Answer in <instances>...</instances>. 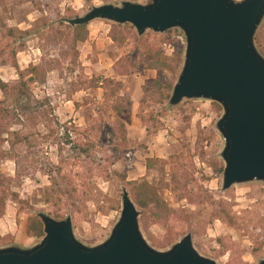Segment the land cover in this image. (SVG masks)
Segmentation results:
<instances>
[{"label": "rangeland", "instance_id": "374dc122", "mask_svg": "<svg viewBox=\"0 0 264 264\" xmlns=\"http://www.w3.org/2000/svg\"><path fill=\"white\" fill-rule=\"evenodd\" d=\"M123 2L147 4L149 0H0V81L19 86L21 71L26 84L21 85L23 96L6 97L0 91V190L9 195L6 215L0 219V237L5 239L0 248L39 244L42 239L27 233L30 219L39 214L56 220L72 216L80 242L89 247L103 244L121 216L127 189L113 172L127 175L129 181L157 185L159 173L146 168L147 160L156 158L175 166L184 164L192 176L190 190L197 193L203 187L213 198L212 203L192 206L180 200V193H164L171 208L192 216L188 223L173 222L174 244L192 234L199 253L218 264H258L264 260V183L223 191V173L214 168L225 166L221 158L225 141L217 130L223 109L219 112L217 103L205 100H185L172 107L149 99L141 107L144 89L160 77L176 84L184 63L183 55L177 76L152 71L148 53L158 49L173 60L180 50L185 53L184 34L148 31L140 37L131 25L117 28L120 25L98 20L89 25L86 43L74 46L69 39L70 20L86 16L95 7ZM115 32L125 35V43L112 41ZM256 45L264 56V23ZM121 60L133 66L131 75L116 74L114 67ZM34 67L40 70L34 73ZM96 77L123 83L128 150L114 137L116 121L103 106V91H81ZM15 133L21 134L19 144ZM88 140L95 148L83 155L80 148ZM118 156H122L119 161ZM47 191L57 193L51 204L46 203ZM220 203L229 208L236 226L213 220ZM140 223L156 250L174 245L162 248L169 235L163 227L152 223L146 227L141 218Z\"/></svg>", "mask_w": 264, "mask_h": 264}, {"label": "water", "instance_id": "95a60500", "mask_svg": "<svg viewBox=\"0 0 264 264\" xmlns=\"http://www.w3.org/2000/svg\"><path fill=\"white\" fill-rule=\"evenodd\" d=\"M148 31L179 30L184 63L169 104L205 100L219 104L217 130L225 141L223 191L264 183V56L256 37L264 23V0H149L93 8L70 20L72 27L95 21ZM45 236L32 248H0V264H218L199 253L193 235L169 250L153 248L141 228V212L127 189L121 216L109 239L95 247L80 242L72 216L56 220L38 215ZM258 264H264V260Z\"/></svg>", "mask_w": 264, "mask_h": 264}, {"label": "trees", "instance_id": "16d2710c", "mask_svg": "<svg viewBox=\"0 0 264 264\" xmlns=\"http://www.w3.org/2000/svg\"><path fill=\"white\" fill-rule=\"evenodd\" d=\"M87 2H94L96 0H86ZM62 26H66L65 23H61ZM89 25L72 27L67 25L69 30V39H71L72 44L77 46L78 44L86 43L89 38ZM117 28H126L122 26H116ZM10 36L14 37L15 29H11ZM27 36H30L29 32L24 33ZM111 39L115 43L123 44L126 41V37L123 33L115 32L111 35ZM149 56L151 57V62L149 64V69L152 71H160L161 73L169 72L174 76H177L180 71V64L183 60L184 51L176 55L173 60H169L164 57V53L161 50L153 49L150 51ZM16 56V53H14ZM16 68L18 64L16 63ZM133 66L130 65L126 60L119 61L114 70L119 77H127L131 75ZM40 68L34 67L32 72L37 73ZM20 77L22 78L19 86L4 83L0 81V91L7 97L9 94L17 93L20 96H23V87H26V84L23 81L24 74L20 71ZM23 87H22V86ZM86 87L81 89V91L88 90H102L103 91V106L111 113L114 117L115 124V139L120 141L123 145L124 150L129 149V141L127 137V123L125 121L127 113V104L123 101L121 97V92L123 89V83L117 79L112 78H93L88 80ZM175 83L168 80L166 77H160L157 79L152 87H147L144 89V98L141 102V107H143L147 101L150 99L158 105H165L169 102ZM219 112L222 111V107L218 104H214ZM5 112V111H4ZM47 115V116H46ZM45 117L48 118L49 114H46ZM3 116V109L0 108V118ZM16 144H19L21 141V134H13ZM95 148V144L88 140L84 147L80 148L83 155H87ZM122 156H118L117 160H121ZM115 164V163H114ZM114 164H112L114 166ZM170 166V172H167V168ZM146 168L148 171L156 170L159 173L160 181L157 185L150 183L148 180L140 181H129L127 175H121L117 172H113L114 176L120 177L125 183L126 188L135 204L137 205L139 211L141 212V221H144L146 227L149 223L159 225L166 229L169 235L166 237L162 244V248L166 249L172 246L175 241L174 233L172 232L173 222L188 223L192 221V216L188 215L183 211H176L169 203L165 200L164 193L170 191L175 194H181L179 196L180 200H187L188 203L192 206L204 205L207 203H212L213 198L209 196L207 191L203 187H199L197 193H194L193 190H190L192 186L187 168L184 164H177L176 166L173 163L167 162L165 160L150 158L146 162ZM214 168L220 174L223 173L224 168L214 165ZM170 177V179H168ZM194 181V178L192 179ZM182 191L184 193H182ZM48 197L46 199L47 204L53 202L55 193L47 191ZM74 194H80L79 190H73ZM9 200V195L5 189L0 190V219L6 215L7 203ZM213 220H218L226 224L227 226L234 227L236 226V220L232 216L229 208L224 204L220 203L217 205L216 210L213 213ZM28 236L31 238L42 239L45 236L44 225L38 217H32L29 221ZM5 243V239L0 237V244ZM222 246L228 247L223 241H220Z\"/></svg>", "mask_w": 264, "mask_h": 264}]
</instances>
